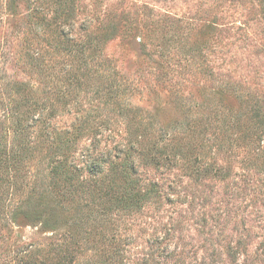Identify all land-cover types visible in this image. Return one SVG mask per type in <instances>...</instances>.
<instances>
[{
    "label": "rangeland",
    "instance_id": "1",
    "mask_svg": "<svg viewBox=\"0 0 264 264\" xmlns=\"http://www.w3.org/2000/svg\"><path fill=\"white\" fill-rule=\"evenodd\" d=\"M58 3L38 0L32 17L31 6L19 1L14 19L0 28V76L35 78L25 55L40 45L35 24L46 33L49 50L56 35L70 41L68 50L83 45L87 68L105 69L107 80L89 89L71 86L72 97L83 98L81 106L76 114L56 107L57 126L65 128L78 116L74 123L86 118L96 127L105 116L109 124L98 149L126 144L133 128L158 144L171 136L198 155L195 168L201 172L194 177L178 159L159 168L138 160L141 177L158 182L164 194L139 213L121 216L115 241L81 233L74 264H97L102 250L116 244L130 264H264V0ZM111 81L124 89L123 99L106 102L94 94ZM52 88L42 83L39 92L55 104V94H44ZM186 118L197 124L184 128ZM95 138L85 135L78 152ZM206 167L212 170L203 175ZM219 167L223 177L215 176ZM1 186L0 264H53L62 232L47 229L52 221L42 225L45 208L19 207L18 197L9 201ZM19 210L30 216L11 220ZM63 211L58 205L53 213Z\"/></svg>",
    "mask_w": 264,
    "mask_h": 264
},
{
    "label": "trees",
    "instance_id": "2",
    "mask_svg": "<svg viewBox=\"0 0 264 264\" xmlns=\"http://www.w3.org/2000/svg\"><path fill=\"white\" fill-rule=\"evenodd\" d=\"M19 1L0 0V28H7L14 19ZM24 1L31 6L29 16H35L38 0ZM58 2L65 5V0ZM32 27L37 33V44L40 42L47 48H37L40 45H36L25 54L32 67L30 71L35 75L30 78L34 83L30 80L12 81L5 74L0 76V185L5 187L9 201L18 197L19 207L45 208V224L42 225L46 227L47 222L52 221L54 226L47 229L62 232L56 238L60 244H56L59 249L53 264H74L79 250L74 243L81 233L87 234L86 239L98 236L109 243L115 241L119 226L114 224L121 216L139 213L164 194L158 182L141 177L136 168L138 160L143 167L159 168L172 167L178 159L187 163L190 174L197 177L201 174L195 168L199 158L197 154L192 156L187 146L183 149L178 144L180 141L173 143V137L168 140L160 138L161 144H158L156 140L145 138V131L139 132V128L128 129L126 144L119 142L98 149V139L102 138L109 124L105 116L96 127L86 118L74 123L79 118L75 116L67 127L59 128L54 120L56 107L67 111L75 109L76 114L83 100L76 95L72 97L74 88L71 86L94 88L106 81L108 74L103 68H87L88 56L83 45L76 43L73 50H68L65 44L70 41L65 42L62 36L56 35L51 37L54 48L49 50V41L46 33L40 30L41 26L35 24ZM42 83L53 84V88L44 94H55V104L48 98H41L43 92H39V86ZM114 83L111 81L105 89L94 91V94H100L106 102L123 99L120 97L124 89ZM185 120L184 128L190 129L197 124L189 118ZM141 122H138L139 126ZM89 133L97 138L78 152L80 140ZM105 135L112 139V135ZM143 137L145 141L138 142L137 139ZM203 142L196 146L201 149ZM30 167H34V171H29ZM211 170L212 167H206L202 174L207 175ZM214 173L223 177L220 167ZM58 205L65 211L54 214ZM67 207L72 211L70 214ZM22 216L26 218L30 214L19 210L10 219L15 221ZM85 227L97 232H87ZM110 249L108 252L102 250L97 264H130L124 261L125 250L119 245ZM135 264L148 263L142 259Z\"/></svg>",
    "mask_w": 264,
    "mask_h": 264
}]
</instances>
